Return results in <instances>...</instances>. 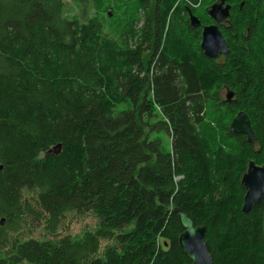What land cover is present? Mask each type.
Here are the masks:
<instances>
[{
  "label": "trees",
  "instance_id": "1",
  "mask_svg": "<svg viewBox=\"0 0 264 264\" xmlns=\"http://www.w3.org/2000/svg\"><path fill=\"white\" fill-rule=\"evenodd\" d=\"M77 1L95 14L0 0V264H191L174 207L213 264H264V197L241 209L248 161L264 165V0H230L219 61L186 12L214 22V0ZM239 110L253 145L229 130ZM77 211L99 224L59 236Z\"/></svg>",
  "mask_w": 264,
  "mask_h": 264
},
{
  "label": "water",
  "instance_id": "2",
  "mask_svg": "<svg viewBox=\"0 0 264 264\" xmlns=\"http://www.w3.org/2000/svg\"><path fill=\"white\" fill-rule=\"evenodd\" d=\"M223 2L224 0L210 5L207 13L214 21L210 24H202L198 16L186 6L189 24L192 27L202 28L200 48L209 58H215L218 54H226L228 51L227 41L221 33L218 23L228 19L231 5L223 4ZM233 94L232 90L227 89L225 99L229 101ZM229 130L235 134H244L248 143L252 145L255 143V134L245 111L239 110L235 114L229 124ZM241 184L245 189L241 209L246 213L264 197V165L249 160L246 170L241 176ZM173 212L177 215L178 223L182 229L178 236L179 246L191 264H213L212 254L205 240L206 227L195 225L192 217L179 207H174ZM0 223L3 224L4 219H1Z\"/></svg>",
  "mask_w": 264,
  "mask_h": 264
},
{
  "label": "rangeland",
  "instance_id": "3",
  "mask_svg": "<svg viewBox=\"0 0 264 264\" xmlns=\"http://www.w3.org/2000/svg\"><path fill=\"white\" fill-rule=\"evenodd\" d=\"M215 1H217V0L210 2L208 4V8ZM63 2H64V6H65V13L70 17H77V18H80L82 20L86 16L89 17V16H92L95 14V10L92 7V5H90V6L86 5L85 8H83V6H82L83 4L79 3L77 0H63ZM107 2H109V1H107ZM177 2L186 3L190 6H196L197 5L195 3H192L190 0H178ZM177 2L175 4H177ZM109 11L110 10H108V12ZM100 15L104 21L105 31L110 33V34H114L115 33L113 31V29H115L114 21L117 18L114 17V18L108 19L106 17L105 12H101ZM118 15H120V13ZM187 16H188V14H187ZM197 41H198V39H197ZM198 46H199V42H198ZM225 93H226V90H223L222 95L224 96V98H225ZM162 138H163L164 142L166 143V148H168L167 137L165 135H162ZM98 220L99 219L94 215V213H92L90 211H84V212L77 211V212L67 214L65 216L63 222L60 225L58 235L61 236V235H65V234H71L74 237H79L84 230L92 229V228L96 227L99 224ZM41 232H42V230L39 227V229L34 231L33 234H34V236L38 237V236H42ZM103 244H105V241L102 242V245Z\"/></svg>",
  "mask_w": 264,
  "mask_h": 264
},
{
  "label": "flooded vegetation",
  "instance_id": "4",
  "mask_svg": "<svg viewBox=\"0 0 264 264\" xmlns=\"http://www.w3.org/2000/svg\"><path fill=\"white\" fill-rule=\"evenodd\" d=\"M222 0H217V1H215V2H221ZM223 4H230V5H232L231 4V2H230V0H224V2H223ZM209 9V8H208ZM208 9H207V11H208ZM210 23H214V22H209V23H202V24H210ZM220 24H222V25H228V19L227 20H225L224 22H220ZM200 28V35H199V47H200V41H201V31H202V28L201 27H199ZM201 49V48H200ZM202 52H203V50H202ZM204 54V53H203ZM205 55V54H204ZM206 56V55H205ZM207 57V56H206ZM209 58V57H208ZM221 58H223V54H218L215 58H211V59H215V60H217V61H219Z\"/></svg>",
  "mask_w": 264,
  "mask_h": 264
}]
</instances>
